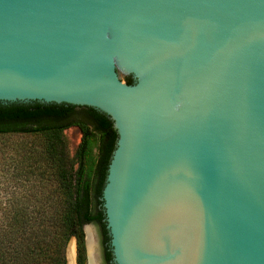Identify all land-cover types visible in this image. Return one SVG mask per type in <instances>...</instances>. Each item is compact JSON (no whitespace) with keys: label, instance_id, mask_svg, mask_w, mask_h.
I'll return each mask as SVG.
<instances>
[{"label":"water","instance_id":"obj_1","mask_svg":"<svg viewBox=\"0 0 264 264\" xmlns=\"http://www.w3.org/2000/svg\"><path fill=\"white\" fill-rule=\"evenodd\" d=\"M34 101L114 121L115 264H264V0H0V102Z\"/></svg>","mask_w":264,"mask_h":264},{"label":"trees","instance_id":"obj_2","mask_svg":"<svg viewBox=\"0 0 264 264\" xmlns=\"http://www.w3.org/2000/svg\"><path fill=\"white\" fill-rule=\"evenodd\" d=\"M125 79L134 83L131 75ZM71 126L81 131L73 155L64 134ZM0 134L43 137L41 153L24 148L20 163L39 176L26 180L29 186L49 190L23 195L10 201L12 208L1 211L0 264H66V246L73 237L78 264H86L85 225L96 224L103 243L111 239L102 197L118 140L114 121L90 106L0 102ZM32 204L40 209H30ZM104 258L113 264L112 250L106 246Z\"/></svg>","mask_w":264,"mask_h":264},{"label":"rangeland","instance_id":"obj_3","mask_svg":"<svg viewBox=\"0 0 264 264\" xmlns=\"http://www.w3.org/2000/svg\"><path fill=\"white\" fill-rule=\"evenodd\" d=\"M64 134L67 140L68 151L70 155H73L75 148L80 142L81 131L77 126H71L64 131ZM24 148H28L29 151H32H27L28 153L33 154V151L35 153H41L43 148V137L41 135L31 134H0V213L6 208H12L13 206L10 204V201L17 200L23 195H44L49 191L46 188H38L41 190L37 191L38 189L29 186L26 181L39 178V176H36L37 172L30 173L24 167L22 168L20 160ZM30 164H32V161ZM28 207L34 210L40 209L34 204ZM88 229L89 235H92V239L89 237V244H93V249H87L86 247V251L88 252L86 264H91V250L93 251L96 264H106L104 260V245L99 227L91 223L88 225ZM87 237L88 235L86 234V239ZM73 242L75 246V264H78L77 242L74 237L70 239L66 246V264H69L68 251Z\"/></svg>","mask_w":264,"mask_h":264},{"label":"bare ground","instance_id":"obj_4","mask_svg":"<svg viewBox=\"0 0 264 264\" xmlns=\"http://www.w3.org/2000/svg\"><path fill=\"white\" fill-rule=\"evenodd\" d=\"M90 239H92V235H89ZM93 242V241H90ZM89 248L93 249V244H89ZM68 257H69V264H75V246H74V242L71 244L69 251H68ZM90 257H91V264H96L95 263V258L93 255V251L91 250L90 253Z\"/></svg>","mask_w":264,"mask_h":264},{"label":"flooded vegetation","instance_id":"obj_5","mask_svg":"<svg viewBox=\"0 0 264 264\" xmlns=\"http://www.w3.org/2000/svg\"><path fill=\"white\" fill-rule=\"evenodd\" d=\"M76 109L77 110H80V109H82L81 107H76ZM70 128V127H69ZM68 129V128H67ZM86 226V225H85ZM103 241V240H102ZM103 245L104 246H106V247H108V249L109 250H112V248H111V245H110V243L109 242H105V243H103ZM86 247H87V244H86ZM87 254H88V252H87ZM104 260H105V258H104ZM113 264H115L114 262H113V259L112 260H110ZM106 262V261H105Z\"/></svg>","mask_w":264,"mask_h":264}]
</instances>
